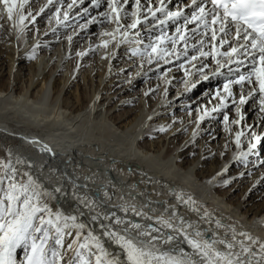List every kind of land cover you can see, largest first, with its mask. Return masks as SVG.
Returning <instances> with one entry per match:
<instances>
[{
    "label": "bare ground",
    "instance_id": "bare-ground-1",
    "mask_svg": "<svg viewBox=\"0 0 264 264\" xmlns=\"http://www.w3.org/2000/svg\"><path fill=\"white\" fill-rule=\"evenodd\" d=\"M81 1L0 0V254L264 264V49L204 0Z\"/></svg>",
    "mask_w": 264,
    "mask_h": 264
},
{
    "label": "rangeland",
    "instance_id": "rangeland-1",
    "mask_svg": "<svg viewBox=\"0 0 264 264\" xmlns=\"http://www.w3.org/2000/svg\"><path fill=\"white\" fill-rule=\"evenodd\" d=\"M68 1V0H67ZM81 1V0H80ZM91 2V0H82L78 5H76L75 7H73L72 9H71V12L70 13H72V12H77L79 9H82V8H84V7H86L89 3ZM130 6V5H129ZM59 9L61 10V5H60V7H59ZM101 9L103 10V5H101ZM122 10V9H121ZM185 8H183V10L182 11H179V13H177L176 15V17H178V18H182L183 16H184V12H185ZM96 12V10H94L93 12H91V13H89L87 16H85V17H83V18H81L80 20H79V22L80 21H84L85 19H88L89 17H92L93 15H94V13ZM180 14V15H179ZM50 15V14H49ZM189 16H190V14H189ZM154 18V17H153ZM156 19V18H155ZM154 20V19H153ZM85 25V24H84ZM89 25H92L93 27H92V29H90V31H93L94 29H96L97 28V26L96 25H94V24H87V25H85L84 27H82L83 29H86V28H89ZM107 25H109V22H107ZM75 27H78V25L77 26H75ZM42 31V30H41ZM123 48V47H122ZM126 48H128V46L126 47ZM120 52H123L124 50L123 49H121V50H119ZM145 55V54H144ZM144 55H143V57H144ZM135 56V55H134ZM131 57H133V56H131ZM131 57H130V59H131ZM33 58H34V60L36 61V60H38L40 57H38L37 55H33ZM134 58V60L133 61H136L135 60V57H133ZM187 61H194V57L193 58H191V60H187ZM60 68H58V70H59ZM58 70H57V72H58ZM239 70H241V71H243L242 70V68H240ZM66 71V72H65ZM56 72V73H57ZM64 72V73H63ZM27 72H25L24 74H26ZM61 74H63V76L67 73V70L65 69L64 71H61L60 72ZM22 76V75H21ZM17 78H18V81H17ZM17 78H16V81L18 82V91H24V89H25V87H26V85L28 84V76L26 75H23L22 77H20V76H17ZM233 78H235V76L233 77ZM2 79V81H1V85L2 84H6V82H7V80H9L6 76L5 77H3V78H1ZM6 81V82H5ZM5 82V83H4ZM201 82V83H200ZM204 84V85H203ZM206 83H204L203 81H199L198 83H197V86L199 87L198 89H195V90H192V93H191V98H195L196 96H198V95H200L205 89H208V85L206 84ZM249 85V87H252V85H253V83H251V84H248ZM218 87V86H217ZM212 88L214 89V87L212 86ZM72 90H75V86H73V88H72ZM176 87L173 89V90H171V92H170V94H171V96H173L172 97V99L171 100H175L176 101V103L178 104V103H180L181 102V100L180 99H178V97H175L174 98V94L176 93ZM208 92V91H207ZM256 93H254L253 94V97H255V98H246V100H245V106L248 104V107H249V105L251 104V103H253L255 100H257L258 99V96H260V93L258 92V91H255ZM243 95H245V91L242 93V96ZM176 96V95H175ZM260 97H262V96H260ZM153 98H156L155 97V95H154V97ZM208 98V97H207ZM235 100H238L237 101V103L239 102V101H244V100H241V98L239 97V93H236L235 94ZM153 101H154V99H153ZM171 102L172 101H169V104H171ZM249 102V103H248ZM237 103H235V104H233L232 105V107L228 110V111H232V109L234 108V106L235 105H237ZM195 107V106H194ZM193 107V108H194ZM175 108V107H174ZM174 108L172 109V110H174ZM180 109H182V107L180 106ZM179 112V111H178ZM230 114V113H229ZM224 116V115H223ZM231 116V115H230ZM219 120V122L221 121H223L222 120V118H219L218 119ZM264 125V123H262L261 125H260V127H262ZM262 142H263V150H261L262 151V153H264V137H263V140H262ZM258 153H260V152H258ZM35 241H36V243H35V247H34V251H35V255H34V263L33 264H40V262H44V260H45V258L47 257H45V255L47 254V252H48V250H49V241H48V239H47V236H46V234L45 233H43V232H40L39 234L38 233H36L35 234ZM28 243L29 242H25L24 243V245H23V249L20 251V253H19V258H21V257H23V256H25V254L27 253V251H28ZM25 248V249H24ZM36 249V250H35ZM31 250V247H29V251ZM50 263H53V261H52V259H51V262ZM90 263V259L89 258H86L84 255H81V257H77L75 260H73V261H71V264H89Z\"/></svg>",
    "mask_w": 264,
    "mask_h": 264
}]
</instances>
